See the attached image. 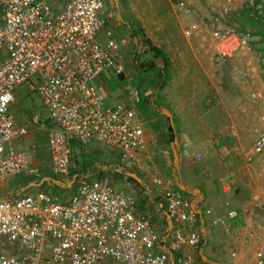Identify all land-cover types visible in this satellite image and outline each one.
I'll return each mask as SVG.
<instances>
[{
    "label": "built area",
    "instance_id": "2783aa9c",
    "mask_svg": "<svg viewBox=\"0 0 264 264\" xmlns=\"http://www.w3.org/2000/svg\"><path fill=\"white\" fill-rule=\"evenodd\" d=\"M194 1H178L188 17L197 16L186 28L188 37L196 29L202 33L199 28L204 26L220 61L247 48L250 33L221 25L227 13L244 3L260 14L264 0H201L211 9L210 21L195 11ZM105 5V0H69L54 12L45 0H0V195L12 177L43 170L32 163L28 149L18 147V141L30 134L12 111L15 91L23 84L38 93L56 122L48 137L53 177L66 179L75 170L72 141L84 144L93 139L117 148L124 169H146L150 140L137 108L140 91L130 84L132 104L111 106L95 85L103 73L124 72V41L99 37ZM262 92L253 94L252 102ZM32 122L39 124V117L34 115ZM251 151L250 155L264 152V130ZM185 153L196 160L202 156L187 149ZM247 160L251 162L250 156ZM151 188L164 204L167 229L109 177L77 184L67 199L43 188L0 198V264H169L163 246L177 264H198L204 234L192 196L156 169ZM235 215L236 211L229 213ZM256 264H264V241Z\"/></svg>",
    "mask_w": 264,
    "mask_h": 264
},
{
    "label": "rangeland",
    "instance_id": "374dc122",
    "mask_svg": "<svg viewBox=\"0 0 264 264\" xmlns=\"http://www.w3.org/2000/svg\"><path fill=\"white\" fill-rule=\"evenodd\" d=\"M115 1V8L123 13L125 19L128 17L127 21L133 25L134 29H137L135 36L138 37L139 41L136 45L135 55H137V61L141 62L139 65H142V68L138 69L129 61L125 64V71L133 74L124 80L116 77L114 81H111L113 93L119 98L118 101L127 102L126 104L128 105L132 104L128 90L126 91L128 84H132L140 91L142 100L137 108L146 128L145 130L149 132L150 136H154V132L163 129L167 130L166 119L168 118L170 122L172 119L174 129L177 132L175 134H178V140H181V137H184L183 139L186 138L190 142L189 148L192 144H198L197 142L203 140L207 145L214 143L213 148L211 146L208 147L215 156L217 153L220 154V151L224 148L234 152L240 150L245 152V156L252 153L254 140L264 130V1L260 8V14L253 13L256 18L263 16V21H259V28L257 27V29L262 30L261 33L252 35L247 48L241 50L234 58L226 61H220L216 57L215 49L210 44V37L204 26L199 28L203 31L202 33L196 29L194 33H191L190 37L185 34L186 28L190 23L192 21L197 22V16L188 17L178 6L179 0ZM192 5L195 6L197 13L205 15V17L209 18V21L213 18L211 9L205 1L195 0ZM246 5L248 4L237 5L233 11L227 13L221 27L226 25L235 28L241 27L239 19L241 15H238V11H241ZM249 8L252 9L251 6ZM234 12L237 14L234 15ZM245 15L242 16L245 17ZM113 21L118 24L117 20L110 19L109 22L103 25L99 33L101 38L105 35L109 26H112ZM182 24H184L183 30ZM141 26L144 27L142 32ZM149 41L164 51L169 59L171 58L170 76L161 86L158 83L160 79L158 76L159 70L151 65L154 61L162 65L163 61L160 57H154ZM126 56L125 54V58ZM260 83L261 85L259 86L262 88L255 86ZM256 89H259L257 92L263 89V92L261 97H258L254 103L252 102V95L257 93ZM15 93L18 94L17 102L12 107V111L19 119L24 116L29 122L33 114L37 113L43 117V113L45 114L44 118L41 117L44 129L41 128V124L37 128L31 127V133L35 132L36 138L31 135L30 139H25L24 147L30 148L37 140L41 146L39 154L42 153L43 155L45 153L46 160L48 157L47 141L49 129L47 127L45 129V126H54L56 122L38 93L32 91L26 84L18 87ZM221 98L223 100L219 102ZM217 105L221 106L217 108ZM174 109H176L175 112H173ZM180 110L183 112H180ZM156 113L160 116L156 117ZM174 117L177 122L173 120ZM185 123L189 127V131L184 136V130L186 129L182 127ZM167 137L161 134L159 141L150 146L151 152L154 153L153 163L148 164L143 171H132L136 176L133 175V179H127V182L124 181L122 184H118L119 188L127 187L126 189L134 190L136 193L141 188V184L145 183V187L147 188L148 186L150 188L152 170L154 172L156 169L168 177H176L174 179L177 182L176 188L182 189L180 187L182 185L184 189H189L187 191L182 189L183 191L188 192L187 194L191 196L194 195L189 192L191 188H197V186H192V184H196L193 182L192 172L187 171L191 176L186 175L187 180H182L173 171L177 166L185 167L188 165L194 169H196L197 165L198 168H202V165L205 167L208 162L207 155L203 156V152L198 150L196 152L202 153V156L200 160L195 159L194 161L192 160L193 156L185 153V150H188L185 147L188 145L185 144V150H182L183 142H178V146H173L169 143ZM216 141L225 145H219ZM100 143L98 142L99 147L94 145L97 150L103 149L100 147L101 145L108 146L106 143ZM83 146L81 144L75 145L76 156H78V149ZM109 147L115 151L110 150L107 155L115 160L120 153L117 152V148L110 145ZM105 152H101L102 159ZM31 157L32 159L34 158L33 153H31ZM230 158L228 156H220L222 161H227ZM193 161L195 164H193ZM238 164L242 170L240 177L243 180L251 182V184L264 185V159L258 163L254 162L249 168L244 166L243 160L241 162L238 161ZM215 167L218 174H223L227 170L226 165L222 162L217 163ZM44 173L51 177L54 176L51 167H46L41 174ZM74 177L75 175L73 174L71 178L73 179ZM139 180L141 181L140 183ZM220 180L219 182H222ZM16 181V179L11 180L10 187L15 185ZM227 182L229 183L230 181ZM73 183H75V180ZM6 189V186H4L3 190ZM43 189L56 193L63 199H67L69 197L67 194L71 193L66 191L67 189L49 187V185H45ZM151 216L155 218V216ZM257 250L253 251L254 258L251 260L252 262H248L249 264H256Z\"/></svg>",
    "mask_w": 264,
    "mask_h": 264
},
{
    "label": "crops",
    "instance_id": "0c3cea01",
    "mask_svg": "<svg viewBox=\"0 0 264 264\" xmlns=\"http://www.w3.org/2000/svg\"><path fill=\"white\" fill-rule=\"evenodd\" d=\"M45 1L51 4L54 12H59L66 6L69 0H45ZM105 1H106V5L103 14L104 24L109 22L110 19L117 20L118 24H115V22L113 21L114 23L112 24V26L111 25L109 26L105 35L102 38L99 36L100 39L105 41L109 39V37L112 35L118 38L119 40L124 41L123 51L127 56L124 59L123 63L126 64L130 61L135 66H137L136 68L140 69L139 66L136 65L138 61L135 56L136 45L139 41L138 37L135 36V33H137L136 31L137 29H134L132 27L133 25H131L127 21L128 17L125 19L123 13H121L119 10L115 8L116 6L115 0H105ZM181 26L183 30L184 24H182ZM142 29H144L143 26H141V32L143 31ZM2 58H3V54L0 55V60ZM120 74L115 73L114 71H108L106 73H103L95 82V85L99 93L111 106L120 103V101H118L119 98L117 97V95L116 94L114 95L113 93V89L111 87V81H114L116 77H118L120 80H124L126 77L128 78V76H130L133 73H128L127 71H125V75H123L122 79L119 77ZM129 85L130 84L126 86V91ZM259 85H261V83L255 86L261 87ZM257 90L259 89H256V92ZM17 95L18 94H16V96ZM141 100L142 99L140 98V101ZM143 100L145 99L143 98ZM221 100L223 99L221 98L219 102ZM220 106L221 105H217V108H219ZM40 111L42 112V110ZM175 111L176 109L173 110V112ZM180 112L183 111L180 110ZM167 114L170 116L169 113ZM34 115H37L39 117V124H34L32 122V119L29 120V122H27L24 116H21V119L17 117L19 123L24 124L29 128L30 134L28 139H30L31 135L36 138L34 134L35 132L31 133L30 128L31 127L37 128L40 127V124L41 125L43 124L41 122L42 119L41 117L43 116H40L39 114L35 113L32 115V117ZM43 115L45 117L44 113ZM155 116L159 117L160 115L157 114ZM173 120L177 122L175 117ZM186 123L185 125L183 124V127L180 126L186 129L184 130V136L185 134H187L186 132L189 131V127L187 126ZM166 124H167L166 126L167 130L163 129L154 132L155 134L154 136H150L149 132L146 130L148 134V138L150 140L149 149H148L149 165L153 163V155H154V153L151 152L150 150L151 149L150 146L153 145L155 142L159 141L161 134H164V137L168 136L167 139L171 145L178 146V142L181 143L183 142L182 150L188 148V151L191 153L201 150V152H203V156H205L206 154L207 155L206 157L208 158L207 159L208 162L207 165H205V167L204 165H202V168L200 167L198 168L197 165L196 169H194L188 165H186L185 167L177 166L173 171L175 172L176 176L182 180L184 179L187 180L186 175L189 176L190 175L189 172L191 171L194 177L193 182L196 183V184H192V186L193 187L197 186V188L195 189L191 188L189 191L190 193L194 194L192 195V204L195 207V209L198 211L199 221H200L198 224L204 234L203 246L201 247V250L198 252L196 257L197 263L198 264H249L248 262H252L251 260L254 258L253 251L255 249H259L261 243L264 241V185L256 184V183L251 184V182H247L246 180H243L240 177L242 170L239 168L238 161L241 162L243 160L245 163L244 166L249 168V166L250 165L252 166L254 162L258 163L261 160L263 161L264 152L258 155L249 154L245 156V152H242L240 150H238V152L237 151L234 152L233 150L229 151L226 148H224L222 149V151H220V154L217 153V155L215 156V154H212V151H210L211 149L208 147L211 146V148H213L214 147L213 142L211 145H207L202 140L197 142L198 144H192L189 148L190 142H188L186 138L183 139L184 137L183 138L181 137L182 141L178 140V136H177L178 134H175L177 133L175 131L176 129H174V135H175L174 140L171 142L169 138L170 137L169 126H172L174 128L172 119L170 122V120L167 118ZM43 125L41 126L42 129H44ZM46 127L49 129V132H51V130L54 129L56 125L45 126V129H47ZM26 140L22 139L18 141V147L25 148L31 151L34 157L33 159L31 157L32 163L40 166V168H42L43 170H41L37 175H28V176L18 175L12 177L10 180L4 183V186H6L7 189L2 191L0 198L4 199L5 196H8L9 194L17 191L18 189H20V191L22 190L25 191L24 193H27V192H31L33 188L42 189L44 188L45 185H49V187H59V188L67 189L66 191L71 192L70 194H67L70 197L75 193L77 184L81 182H90L93 181L94 179H99L102 177H109L118 189L130 193L132 195H135L139 201L140 208L144 211V213L150 215L154 214L153 216H155L156 219H159V224L162 229L165 228L167 229L168 227H170V222L168 217L166 216L165 208L163 207V212L153 210L154 193L152 191L151 186L149 188L146 185L147 186L146 188L144 185L145 183L141 184V188L137 190V193L134 190L126 189L127 187L124 188L118 187V184H122L124 181L127 182L128 180L125 175L122 177L117 176L116 173H114L115 169H117L120 173H125L124 171L126 170L121 166L120 154H118L115 160H113L107 155L108 151L113 150L109 147V145L108 146L101 145L100 147H102L103 149L97 150L96 147H94V145L99 147L98 142H101L97 139H93L90 142L84 144L79 143L77 141H72L73 159L76 162V168L71 174V176L74 174L75 177L73 179L71 178V176L66 179L65 178L56 179L55 177H51L49 175H46L45 173L41 174L43 171H45L46 167H51L48 141H47L48 157L45 160V153H43V155L42 153L39 154V149L41 148V146L37 142V140L35 141L34 144L31 145L30 148L26 146L24 147ZM76 144L84 145L83 147H81V149H78V156L75 155V150H74ZM185 144H188V146L185 147ZM218 144L225 145L224 143L221 142ZM102 151H106L103 155L104 156L103 159L101 153ZM114 151L115 150H113V152ZM117 152L119 151L117 150ZM220 156H225V157L228 156L231 158L227 161H222V159H220ZM249 156L251 158V162H248L247 160ZM192 160L195 161V159L193 158ZM194 161L193 164H195ZM220 162L224 163L227 167L226 172H224L223 174L221 173L218 174L217 169H215L216 168L215 165ZM83 163H88L87 164L88 167H84ZM148 164L146 163V168ZM130 175L133 176L132 173H130ZM175 178L176 177L172 179L174 183L177 184L176 180H174ZM15 179L17 180L15 182V185L10 187V181ZM219 179H221L220 181L222 182H219ZM74 180L75 183H73ZM227 181L230 182L228 183ZM140 182L141 181L139 180V183ZM27 183L29 186L28 188H26ZM72 187L74 188L72 189ZM180 187L184 189L182 185ZM231 211H236V215L229 216V213ZM163 247L165 249V252L168 254L169 264H177L175 255L169 250H167L165 246ZM253 248L254 250H252ZM185 252H187V250H185Z\"/></svg>",
    "mask_w": 264,
    "mask_h": 264
},
{
    "label": "trees",
    "instance_id": "16d2710c",
    "mask_svg": "<svg viewBox=\"0 0 264 264\" xmlns=\"http://www.w3.org/2000/svg\"><path fill=\"white\" fill-rule=\"evenodd\" d=\"M237 12V11H236ZM234 12V15H236L237 13ZM241 15V17L239 18L240 19V22H241V27H238L236 28L237 31L239 32H244V33H250L251 35H259L261 33V29H257V27L259 28V21L262 22L263 20V16H260V18H256L254 17L253 15V12H252V9L249 8L248 6H245L244 8H242L241 11H238V15ZM246 14V15H245ZM245 15V17L243 16ZM149 45L151 46V51H153V55L154 57H160L162 58V65L160 63H155L156 61H154V63H152V67H157L158 70H159V80H158V83H159V86H161L162 83H164V81L166 79H168V76H170V59L168 57V55L162 51L160 48L154 46L150 41H149ZM137 56V55H135ZM141 64V62H137L136 65L139 66V68H142V65H139ZM137 67V66H136ZM143 97H146V96H143ZM147 98V97H146ZM169 133H170V141L172 142L174 140V128L172 126H169ZM88 163H83V166L84 167H88L87 166ZM125 173H120L117 169H115V172L117 176L119 177H122V176H126L127 179H133L132 176L127 172V171H124ZM131 176V177H130ZM28 183H27V187L28 188ZM25 188V189H26ZM25 191H20V189H18L17 191L9 194L8 196H5L4 199H9V198H12L13 196H16V194L20 195L22 193H24ZM153 204H154V207H153V210H157V211H162L163 212V207H164V204L162 205L158 199H155L153 198ZM152 215V214H151ZM154 215V214H153ZM165 217V216H164Z\"/></svg>",
    "mask_w": 264,
    "mask_h": 264
},
{
    "label": "clouds",
    "instance_id": "9594fccd",
    "mask_svg": "<svg viewBox=\"0 0 264 264\" xmlns=\"http://www.w3.org/2000/svg\"><path fill=\"white\" fill-rule=\"evenodd\" d=\"M123 73V75H125V64H124V72H122ZM120 74V73H119ZM140 95H141V93H140ZM50 133V132H49ZM48 137H49V135H48ZM122 166V165H121ZM126 170V169H125ZM129 174L130 173H132V174H135L134 172H132V171H128V170H126ZM133 177V176H132Z\"/></svg>",
    "mask_w": 264,
    "mask_h": 264
},
{
    "label": "water",
    "instance_id": "95a60500",
    "mask_svg": "<svg viewBox=\"0 0 264 264\" xmlns=\"http://www.w3.org/2000/svg\"><path fill=\"white\" fill-rule=\"evenodd\" d=\"M119 77L122 79L123 78V74H120ZM134 176H136L135 174H132Z\"/></svg>",
    "mask_w": 264,
    "mask_h": 264
}]
</instances>
